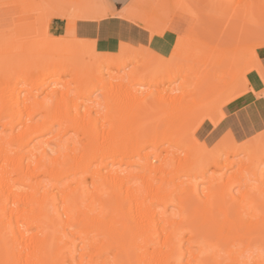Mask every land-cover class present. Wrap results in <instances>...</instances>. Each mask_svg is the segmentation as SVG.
Here are the masks:
<instances>
[{"label":"bare ground","instance_id":"bare-ground-1","mask_svg":"<svg viewBox=\"0 0 264 264\" xmlns=\"http://www.w3.org/2000/svg\"><path fill=\"white\" fill-rule=\"evenodd\" d=\"M66 2L0 0V264H264V144L209 154L182 134L244 42L260 43L264 0H131L221 14L214 43H187V68L168 73L174 33L151 40L145 63L118 42L85 52L39 15Z\"/></svg>","mask_w":264,"mask_h":264},{"label":"snow or ice","instance_id":"snow-or-ice-1","mask_svg":"<svg viewBox=\"0 0 264 264\" xmlns=\"http://www.w3.org/2000/svg\"><path fill=\"white\" fill-rule=\"evenodd\" d=\"M161 7L176 11H168L163 19L149 11ZM201 7L103 0L96 5L82 6L84 10L79 13L56 15L66 21L65 38L78 40L96 55H100V46L104 42H118L121 51H144L149 41L174 33L175 47L171 49V56L165 54L159 58L162 63H172L187 43L212 44L224 28L219 17L199 11ZM50 22L51 17L46 23ZM260 33V43L244 42L243 56L230 64L227 87L191 108L182 127L187 143L197 145L209 154H215L222 146L236 145L237 141L246 145L259 139L264 144V51H258L264 50V17ZM254 99L259 101L258 116L248 104Z\"/></svg>","mask_w":264,"mask_h":264},{"label":"rangeland","instance_id":"rangeland-1","mask_svg":"<svg viewBox=\"0 0 264 264\" xmlns=\"http://www.w3.org/2000/svg\"><path fill=\"white\" fill-rule=\"evenodd\" d=\"M103 2V0H94V2L92 1V0H89L88 2H86V3H81V2H79V1H77V0H70V2H66V3H64V4H54V5H51V6H48V7H45L41 12H39V15H41L42 17H46V18H49V17H52L53 16V14L54 15H56V14H58V13H65V14H72V13H79L80 11H82V10H84L83 8H82V6H85V4H86V6L87 5H93V3H94V5H96V4H99V3H102ZM96 3V4H95ZM62 6V7H60V6ZM73 6H75V7H73ZM50 7V8H49ZM203 9H201V10H199V11H202ZM206 10V9H205ZM204 10V11H205ZM204 11H202V12H204ZM208 11H211V10H208ZM213 11H215L216 13H217V11L216 10H213ZM211 12L212 14H213V16H215L214 14H216L215 12ZM207 13H209V12H207ZM211 13H209V14H211ZM219 14V15H218ZM218 14H216L217 16H221V14L218 12ZM52 15V16H51ZM216 16V17H217ZM29 17H35V14H33L31 11H23V12H21V11H19V13L16 11L15 13H13V16H12V18H14V19H19V18H22L21 20H23V19H26V18H29ZM52 19V21H51V28H52V26H56V22H58V23H63V25H62V27L61 28H63V30L61 29V31L60 32H58V33H56L54 30H53V28H52V32H51V34H53L54 36H58V39L59 40H62V39H72V38H65V33H66V21L64 20V21H59V20H57V19H55V18H51ZM163 19V18H162ZM220 19H221V21H222V16L220 17ZM223 19L225 20L226 18L225 17H223ZM223 20V21H224ZM225 22V21H224ZM221 30V29H220ZM82 36V35H81ZM57 40V39H56ZM195 42V41H194ZM60 43H62V42H60ZM59 42L56 44V43H54V44H56V45H54V44H52V45H54L52 48H58L59 50H60V44ZM151 43H152V41H149V44L146 46V48H145V50H144V53H143V51H139L138 50V52H142L141 54H143V55H140L141 56V60H142V62H144L145 63V61L149 58L150 59V57H152V56H150V57H147V59H143V58H145V57H143L142 58V56H145V54L147 53V52H145L146 50H148V49H150V50H153V49H151V47H150V45H151ZM56 46V47H55ZM58 46V47H57ZM66 46V45H65ZM65 46L63 47L64 49H65ZM69 46V45H68ZM175 46V43H174V45L172 46V48ZM61 48H62V45H61ZM86 48L87 47H85L84 46V49L83 50H85V52H86ZM172 48H170L169 49V51H167L165 54H167L168 56H171V49ZM88 49V48H87ZM62 51H63V49H61ZM60 50V51H61ZM84 52V51H83ZM165 54H163L162 56H164ZM149 54H147V56H148ZM155 57H153V59H151V60H155L156 61V58L154 59ZM148 59V60H149ZM147 60V61H148ZM157 62V61H156ZM148 63V62H147ZM186 62H182L181 60H175V62H172V63H161V65L159 66V69H160V73H168V71L169 72H171V71H176L178 68H181V67H183V71H185V69L187 68L184 64H185ZM133 65H131V67H132ZM185 66V67H184ZM131 67H129L127 70H129ZM185 68V69H184ZM177 71H179V70H177ZM180 71H182V68L180 69ZM182 71V72H183ZM32 72H34V71H32ZM38 71H36V72H34V73H32V74H30L31 76H28V78H29V80L31 81V80H34V79H36V76H37V73ZM39 74V73H38ZM38 77V76H37ZM66 79H68L69 77H65ZM183 81V77L181 76V77H178V80L175 82V83H173V85L172 86H178L181 82ZM169 85V82H165L164 84H163V86H168ZM145 86H142L141 88L142 89H144V90H142V89H140V91H145L146 89H147V86L144 88ZM98 94L96 93V94H94L93 95V97L94 96H97ZM46 136V135H45ZM40 138H43V136H41V137H38V139H36V141H39L40 140ZM55 146H56V144L55 143H50V147H51V149L52 148H55Z\"/></svg>","mask_w":264,"mask_h":264},{"label":"crops","instance_id":"crops-1","mask_svg":"<svg viewBox=\"0 0 264 264\" xmlns=\"http://www.w3.org/2000/svg\"><path fill=\"white\" fill-rule=\"evenodd\" d=\"M130 1H131V0H130ZM62 25H63V23H58V22H56V26H52V28H53V30H54L56 33H58V32L61 31V29L63 30V28H61Z\"/></svg>","mask_w":264,"mask_h":264}]
</instances>
